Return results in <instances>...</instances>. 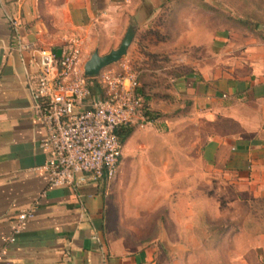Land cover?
Segmentation results:
<instances>
[{
    "label": "crops",
    "instance_id": "1",
    "mask_svg": "<svg viewBox=\"0 0 264 264\" xmlns=\"http://www.w3.org/2000/svg\"><path fill=\"white\" fill-rule=\"evenodd\" d=\"M234 1L247 16L254 0ZM222 6L0 0V264H264V228H217L264 207V32ZM128 34L146 51L138 78L166 77L139 79L153 124L182 129L132 133L112 181L49 187L36 68L20 46L60 51L77 38L110 53ZM34 205L8 245L17 214Z\"/></svg>",
    "mask_w": 264,
    "mask_h": 264
},
{
    "label": "built area",
    "instance_id": "2",
    "mask_svg": "<svg viewBox=\"0 0 264 264\" xmlns=\"http://www.w3.org/2000/svg\"><path fill=\"white\" fill-rule=\"evenodd\" d=\"M83 46L77 38L60 51L20 46L23 52L32 53L36 68L35 84L30 87L32 114L45 131L40 148L47 157L41 169L51 188L78 189L112 181L123 150L118 132L145 129L154 122L144 112L138 74L121 63L119 70L86 76ZM95 85L101 96H92ZM35 209L34 205L17 214L8 245L15 242L23 223L34 217Z\"/></svg>",
    "mask_w": 264,
    "mask_h": 264
},
{
    "label": "rangeland",
    "instance_id": "3",
    "mask_svg": "<svg viewBox=\"0 0 264 264\" xmlns=\"http://www.w3.org/2000/svg\"><path fill=\"white\" fill-rule=\"evenodd\" d=\"M239 4H241L242 0H238ZM235 3L234 0H223V6L222 8L225 11L230 12V14L234 13V16L240 20H243L244 22H247L248 24L252 25V32L254 34L261 35L262 32H264V0H254L251 3V6L249 5V13L247 14V16L245 14H236L235 12H233L231 10V3ZM239 16L242 18H239ZM247 17V18H246ZM262 26V27H260ZM84 51H83V59H84V63L89 60V58L91 57L92 53L94 51H98L99 55H105L108 53V51L110 50V46H108L107 44L105 45H100V46H96L91 47V46H83ZM118 47V46H117ZM141 44L137 43L136 44H132L129 47L128 50V55H125L118 63H115L103 70L106 69H114V70H119L120 68V64L124 63V64H128L131 69L133 71H135L136 73L139 72V70L141 69V67L143 66L142 64L145 62L144 59H142V56L146 54V51H143L141 49ZM99 49V50H98ZM137 53L142 54L141 56H139V59L137 58ZM159 65V64H158ZM162 66V65H159ZM102 70V71H103ZM139 79L140 81L143 82H148V84H152V82L154 81L155 83H160L161 86L165 85V80L166 77L164 76H159V77H149V76H145V75H139ZM153 80V81H152ZM147 84V85H148ZM153 114V113H152ZM154 116V115H153ZM161 123H158L156 125H152L149 126L145 129H133V133H157V134H165V133H169V132H177L180 131L182 129L181 126V122L178 123L177 127L179 128H175V130H172V126H168L164 120H161ZM251 206V205H250ZM248 207V206H247ZM252 212H254V216L253 218L250 220H246V219H241L243 217H241L238 220L235 221H230L229 219H223L222 223H223V227H217V228H222V229H227V230H234L237 228L243 229V228H247L249 226V228H264V221H262L260 218H262V216L264 215V207L262 204H259L257 206H252L251 207ZM218 223V222H214V221H208V228L210 227V225L212 226V228L214 227V224Z\"/></svg>",
    "mask_w": 264,
    "mask_h": 264
},
{
    "label": "water",
    "instance_id": "4",
    "mask_svg": "<svg viewBox=\"0 0 264 264\" xmlns=\"http://www.w3.org/2000/svg\"><path fill=\"white\" fill-rule=\"evenodd\" d=\"M132 41L131 35H126L120 46L110 53L100 56L97 51L93 52L89 60L84 64V74L86 76H96L98 73L115 63H118L126 54Z\"/></svg>",
    "mask_w": 264,
    "mask_h": 264
},
{
    "label": "trees",
    "instance_id": "5",
    "mask_svg": "<svg viewBox=\"0 0 264 264\" xmlns=\"http://www.w3.org/2000/svg\"><path fill=\"white\" fill-rule=\"evenodd\" d=\"M92 96H101V90L99 88V86L95 85L93 88H92ZM138 93H139V90H138ZM140 94V93H139ZM144 112L145 114L150 117L151 119H154L153 118V114L152 112L148 111L147 109L144 108ZM133 133V129L132 128H124V129H121L119 132H118V135H119V138H120V141L121 143H125V141L132 135Z\"/></svg>",
    "mask_w": 264,
    "mask_h": 264
}]
</instances>
